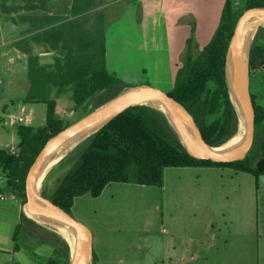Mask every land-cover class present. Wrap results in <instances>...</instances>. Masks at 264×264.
I'll return each instance as SVG.
<instances>
[{"label":"rangeland","instance_id":"374dc122","mask_svg":"<svg viewBox=\"0 0 264 264\" xmlns=\"http://www.w3.org/2000/svg\"><path fill=\"white\" fill-rule=\"evenodd\" d=\"M226 1L107 0L110 71L128 86L147 84L170 93L192 27L198 53L212 40ZM6 2L0 0V148L14 150L17 126H43L47 105L23 102L28 57L17 47L30 34L10 16ZM33 51L42 63L53 62L47 46L33 45ZM251 92L264 107V71L252 76ZM84 111L73 110L70 93L58 99L57 113L64 120L76 122ZM67 170L46 181L48 200ZM4 180L0 171V264H20L26 260L12 249L22 203L4 192ZM70 215L92 231L95 264H264V175L257 179L222 167L166 168L163 187L112 183L99 197L76 198ZM41 226L40 232L58 233ZM23 240L24 252L39 257L35 264H46L49 245Z\"/></svg>","mask_w":264,"mask_h":264},{"label":"trees","instance_id":"16d2710c","mask_svg":"<svg viewBox=\"0 0 264 264\" xmlns=\"http://www.w3.org/2000/svg\"><path fill=\"white\" fill-rule=\"evenodd\" d=\"M107 4V0H72L70 17L34 14L16 19L29 25L26 33L30 34L29 40L18 45L28 57V85L23 102L47 105L43 126L18 125L17 147L0 148L3 190L23 206L27 201V176L38 155L51 138L73 123L58 115V99L70 93L73 110L85 107V116L129 87L107 68ZM256 7L264 8V0H249L246 7L238 10L227 0L212 40L198 53L199 45L193 38L196 28L192 27L185 63L177 70L169 93L194 116L204 139L212 146H221L238 132V119L225 79L226 57L239 17ZM33 45L47 46L53 52V62L42 63ZM250 70L251 75L264 71V28L252 45ZM251 95L256 133L253 148L244 160L196 159L178 140L163 113L136 106L111 120L61 160L47 175L43 195L46 196L48 178L65 166L68 170L58 180L51 201L68 213L76 198L86 194L99 197L112 183L163 187L166 168H232L258 179L264 175V107L257 103V96ZM39 229L45 230L22 211L13 235L14 250L27 248L23 238H37L52 248L46 264H69L71 250L66 240L55 232L48 231L49 234Z\"/></svg>","mask_w":264,"mask_h":264},{"label":"water","instance_id":"95a60500","mask_svg":"<svg viewBox=\"0 0 264 264\" xmlns=\"http://www.w3.org/2000/svg\"><path fill=\"white\" fill-rule=\"evenodd\" d=\"M231 2L238 10L246 7L249 0ZM13 22L17 25L16 20ZM261 28H264V8H250L239 17L231 37L225 79L238 119V132L221 146H212L204 139L194 116L182 103L169 93L147 84L124 88L114 98L73 122L46 143L28 173L27 201L23 211L40 225L42 221L67 231L70 239L57 234L70 246L69 264H95L93 233L43 195V184L51 170L111 120L136 106H148L163 113L178 140L194 158L214 162L244 160L255 141L256 112L251 95L250 58L254 39Z\"/></svg>","mask_w":264,"mask_h":264},{"label":"crops","instance_id":"0c3cea01","mask_svg":"<svg viewBox=\"0 0 264 264\" xmlns=\"http://www.w3.org/2000/svg\"><path fill=\"white\" fill-rule=\"evenodd\" d=\"M6 6H7V9H10L11 11L10 16L16 18L17 20L21 16L34 15V14L49 15V16H56V17H70L72 0H14L12 5H11V2L7 0ZM142 20L143 19H141L140 21ZM23 25H24V29L28 30L29 25L28 24H23ZM107 68L110 73H116L114 71H110L109 69L108 35H107ZM252 76L253 75H251V83H252ZM251 94L253 93L251 92ZM14 100L15 99L11 100V102ZM22 209H23V205H22ZM18 223H16V225ZM45 251H46V248H45ZM49 251L52 252L51 247ZM12 252L15 254H22L23 257L21 256V259H23V261L26 260L27 262H30L32 264L33 263L35 264V260L39 259V257H36L35 253H32L30 251L26 250V252H24V249L15 251L14 246H13ZM26 261L24 263H26ZM24 263L21 262L20 264H24Z\"/></svg>","mask_w":264,"mask_h":264},{"label":"bare ground","instance_id":"6f19581e","mask_svg":"<svg viewBox=\"0 0 264 264\" xmlns=\"http://www.w3.org/2000/svg\"><path fill=\"white\" fill-rule=\"evenodd\" d=\"M40 223L41 224H44V225H47V226H49V227H52V228H55L56 230H57V232L58 233H60L61 235H63V236H66L68 239H70L69 237H68V233H67V231H65L64 229H60L59 227H55V226H53V225H50V224H48V223H44V222H42V221H40Z\"/></svg>","mask_w":264,"mask_h":264},{"label":"built area","instance_id":"2783aa9c","mask_svg":"<svg viewBox=\"0 0 264 264\" xmlns=\"http://www.w3.org/2000/svg\"><path fill=\"white\" fill-rule=\"evenodd\" d=\"M21 120H23V119H21Z\"/></svg>","mask_w":264,"mask_h":264}]
</instances>
